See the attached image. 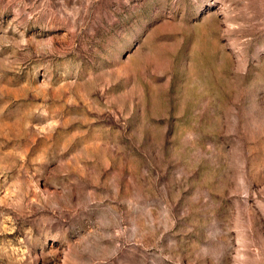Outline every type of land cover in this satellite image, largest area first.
Returning <instances> with one entry per match:
<instances>
[{"label": "rangeland", "instance_id": "obj_1", "mask_svg": "<svg viewBox=\"0 0 264 264\" xmlns=\"http://www.w3.org/2000/svg\"><path fill=\"white\" fill-rule=\"evenodd\" d=\"M0 264H264V0H0Z\"/></svg>", "mask_w": 264, "mask_h": 264}]
</instances>
